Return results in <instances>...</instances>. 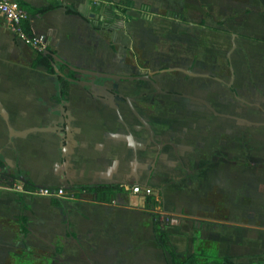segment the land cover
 I'll return each instance as SVG.
<instances>
[{
  "label": "crops",
  "instance_id": "obj_1",
  "mask_svg": "<svg viewBox=\"0 0 264 264\" xmlns=\"http://www.w3.org/2000/svg\"><path fill=\"white\" fill-rule=\"evenodd\" d=\"M63 1L88 16V0ZM130 1L133 8L126 13L127 22H114L98 32L82 19L65 15L61 8L28 17V21L33 35L41 36L59 61L69 67L127 76L166 65L167 55L161 54L160 47L166 30L171 33L169 26L182 23L174 21V14L164 8L165 0ZM19 2L34 8L46 5L44 0ZM143 5L148 8L149 19L140 16ZM205 32L208 34L204 36L214 35ZM133 50L137 63L130 56ZM34 53L16 41L0 21V173L37 188H62L68 196L76 192L72 189L75 185H117L124 191L109 204L93 202L81 193L80 201L67 203V210L62 212L43 198L23 195L20 199L19 184L0 189V264H5L7 257L11 264H19L23 244L35 248L34 237L45 240L44 236L64 220L71 225L65 224L70 232L64 228L63 238L65 233L71 240L66 239L67 243L72 242L91 262L99 242L92 235L100 231L101 223L107 221L110 226L108 217L112 214L125 220L132 216L129 206L137 195L128 190L130 187L159 189L162 205L170 202L165 189L176 187L174 206L189 209L193 205L182 187L209 183L205 176L213 172L214 165L222 170L223 163L229 164L225 148L210 153L194 148L196 139L206 137L207 131L224 129L219 125L223 123L214 127L213 115L223 110L230 93L216 83L202 80L188 85L176 74L160 75L156 82L163 93L149 94L146 84L75 74L74 82H68L61 96L52 76L41 66L30 67ZM170 115L177 120L173 131L164 132L166 126L159 130L165 121L162 119ZM156 120L152 128L150 123ZM225 129L228 136L230 121ZM171 145L175 156L166 147ZM156 147L161 151L153 163ZM143 202L142 197L136 198V210L143 208ZM104 211H109L108 216ZM22 217L24 236L20 234ZM81 222L83 227H78ZM63 252L69 254V248L65 246Z\"/></svg>",
  "mask_w": 264,
  "mask_h": 264
},
{
  "label": "rangeland",
  "instance_id": "obj_2",
  "mask_svg": "<svg viewBox=\"0 0 264 264\" xmlns=\"http://www.w3.org/2000/svg\"><path fill=\"white\" fill-rule=\"evenodd\" d=\"M164 8L176 16L178 12L182 13L180 16L184 21L182 26H169L171 33L166 30L160 46L161 53L167 55L165 67L172 68L177 63L184 65L190 57L202 55L198 67L223 68L232 41L233 64L243 72L239 79L243 81L247 96L243 118L250 122L249 113L261 107V120L252 121L250 125L244 123L239 129L230 123L228 136H214V147H225L229 164L223 163L222 170L214 165L213 172L209 171L205 176L209 183L182 187L193 207L174 206L176 187L168 186L165 195L170 202L161 206L160 219L140 212L144 211L142 208L136 210L139 196H135L129 206L133 209L132 216L126 220L118 214L109 215L110 226L103 221L100 231L92 233V238L99 242L95 244L90 264H164L153 231L159 222L179 258L192 252L197 256L196 264H223V259L234 264L263 263L264 0H165ZM200 21L202 27L198 26ZM204 27H213L224 34L204 36L208 34ZM174 74L168 73L172 77ZM236 82L238 84V78ZM157 120L150 123L152 128ZM169 120L172 122L173 115ZM252 123L258 126L253 127ZM150 190V196L158 192L155 188ZM64 206L67 210L66 204ZM104 212L108 216L109 211ZM67 223L71 225L67 220L58 223L49 235L44 236L45 240L34 237L35 248L23 244L19 264H85L81 252L72 242L67 243L69 237L65 233L63 238L64 228L70 232L65 226ZM83 224L81 222L78 227ZM65 246L69 248V254L63 252ZM5 262L11 264L8 257Z\"/></svg>",
  "mask_w": 264,
  "mask_h": 264
},
{
  "label": "trees",
  "instance_id": "obj_3",
  "mask_svg": "<svg viewBox=\"0 0 264 264\" xmlns=\"http://www.w3.org/2000/svg\"><path fill=\"white\" fill-rule=\"evenodd\" d=\"M46 5L44 7L34 8L29 5L18 3L19 7L23 9L27 15V18L21 22V29L23 33L28 36L32 37L33 33L31 31L28 17L32 16H42L49 11L61 8L65 15L75 16L83 21H85L94 32H98L100 30H107L114 22H127L129 18L127 17L126 13L133 8V3L130 0H88L87 1V12L91 14L92 17L84 16L79 14L76 9L68 3H65L63 0H44ZM141 18H150L151 15L148 12V8L146 6H141L140 9ZM172 15V13H171ZM175 17L173 19L179 20L180 22L184 23L181 20L179 15H173ZM200 26V25H199ZM215 30V29H213ZM43 51L47 52V54H43ZM43 51H34V58L30 63V67L34 68L35 66H41L46 74L53 77L55 84L58 85L61 96L66 93V86L68 84V79L73 80V74L69 68V66L62 62H54L53 57L55 56V52L48 48L47 46L44 48ZM55 65L58 72L61 76H57L54 73L53 66ZM17 184L20 185L21 192H18V196L21 199L23 195H27L28 193L38 189L34 187L32 184L25 180H18L12 175L0 173V189H12ZM75 193H71L73 197H78L81 193H85L90 196V200L97 203L102 204H109L115 197L116 194L122 193L124 190L122 187L117 185H94V186H81L75 185L72 187ZM49 204L53 207L60 208L63 212L65 211L64 202L58 198H50ZM143 207L145 210L158 211L160 212L161 209V200L160 196L157 193L155 196H145ZM26 207L23 205L22 209ZM151 217H155L160 219V214L151 213ZM21 230L20 234L24 236L26 234L25 230V218H21ZM157 247L161 251V254L164 258L165 264H196L197 256L195 253H190L184 258H179V256L175 253L173 248L170 246L167 240V233L164 231V226L161 222L156 223L153 228ZM223 264H234L225 261L223 259ZM254 264H264L263 263H254Z\"/></svg>",
  "mask_w": 264,
  "mask_h": 264
},
{
  "label": "flooded vegetation",
  "instance_id": "obj_4",
  "mask_svg": "<svg viewBox=\"0 0 264 264\" xmlns=\"http://www.w3.org/2000/svg\"><path fill=\"white\" fill-rule=\"evenodd\" d=\"M167 20H169V19H167ZM181 20L183 21V19H181ZM174 21L182 23L176 19H174ZM182 24H184V23H182ZM199 25L202 27L203 23L199 22L198 26ZM204 29L208 30L209 32H211L213 34L214 33H218L220 35L224 34L220 30H217V29L213 30L214 29L213 27H204ZM231 37H234V35H231ZM233 48H234V44L232 41H230V49H229L228 53H226V55H225V60H224L225 66L223 68L221 67V68L214 69V67L211 65L206 69L198 67L200 65V61H199L200 59L192 56L189 58L188 62L184 65H183V63H177V65L175 67H172V68L171 67H165V65H163L161 67L153 69L152 71L145 69L146 71L143 73L142 72H134L131 75H127V76L113 75V76L124 77V78H128V79H121V80L111 79V80L112 81L113 80L114 81H131V82H134L136 84H143V85L146 84L147 86H149L148 87L149 88L148 93L149 94H156V92L157 93H163V91L158 89L159 84H158V82H156V81H158L157 77L160 75H168V73H175V74L179 75L183 79V82L187 83L188 85L193 84V83L195 85V82L198 84V82H200L202 80H207V81L216 83L217 85L228 90L230 93V95L228 97V98H230L229 102L226 100L225 104L222 107L223 110L218 111L217 113L215 112V115H213L214 116V124H215L214 127H218L219 123H223V124H219V125H221V126L223 125L224 129L214 131V132L213 131H207L206 137H199L194 142V148L195 149L207 150L208 153L213 152V151L216 152L217 150L224 149L225 147L215 148L214 147V142H215L214 136L215 137H217L218 135L223 136V137L227 136V130L225 129V127L227 126V121H230V123L234 124V127H236V129H239L241 127L243 128L244 123L249 124L252 121L256 122L258 119L261 120V117H260L261 116V112H260L261 107L258 108L259 112L258 111H252L249 113L248 117L251 118V120L249 119L250 122L244 120V118H243L242 113L246 110L245 107H246L247 103H246L245 99L247 98V96H245V87L242 86L243 81H241L239 79V77L243 74V72L238 70V67L233 64L234 58H235L234 54L233 55L231 54V52L233 51ZM132 52L133 53H131L130 56L137 63L138 59H137L136 51L133 50ZM163 53H161V54H163ZM214 71H215V73H214ZM75 74L76 73L73 74V77L75 76ZM102 74H104V73H102ZM108 75H110V74H108ZM82 76H84V75H82ZM130 78H132V80H130ZM237 78H238V84L239 85L236 82ZM71 81L74 82V80H71ZM151 90H152V92H151ZM242 92H243V94H241ZM148 93H145V94H148ZM145 94L143 93L142 96H146V97L150 96L151 97V95H145ZM164 94L168 95V96L169 95L170 96H176L174 93H170V92H164ZM257 113H258V118H256ZM169 119L170 118L162 119L165 121L162 124L160 123V128L158 126L159 130L162 131L164 126H166L167 130L165 128L164 132L169 133V132L173 131V126H176L175 124H176L177 120L173 118L172 122H170L171 120H169ZM208 120L210 122H212L210 120V118H208ZM252 124H253V127L258 126L257 123H252ZM212 132L214 133V135L212 134ZM149 137H151V136H148V138ZM148 141H150V138ZM168 141L174 142V139L169 138ZM164 142L167 143V141H164ZM154 147H152V149H154ZM166 147L170 148L169 150H170L171 154L173 156H175V151H173L174 147L172 145L166 146ZM155 150H156V152H155L156 154L154 155L153 163H155L157 158H159V153L161 151V150H159V147H156ZM228 158H229V155H228ZM150 171L151 170H149V172ZM146 184L147 183H145V185ZM137 186H139L140 188H146L143 185H137ZM157 190H158V192H156V194L157 193L159 194L160 200H161V192L159 189H157ZM150 192H151V190H150ZM137 196H139V195H137ZM147 196H150V194ZM140 197H142L144 199L145 196H140ZM78 198H79V196L78 197L72 196L71 200H65L63 198H58V199L65 202L64 204H67V203L74 202V201L75 202L80 201V200H78ZM43 199H45V198H43ZM49 199H46V200H49ZM161 206H162V202H161ZM55 208H57V207H55ZM64 208H65V206H64ZM142 209L144 211H140V212H145L148 214V216H151L150 214L154 213L153 211L151 212L150 210H145L144 207ZM65 211H66V208H65ZM155 214L161 215L160 212L155 213ZM82 259H83V261H85V264L91 263V262H88L84 256L82 257ZM163 261H164V258H163ZM164 264H165V262H164Z\"/></svg>",
  "mask_w": 264,
  "mask_h": 264
},
{
  "label": "built area",
  "instance_id": "obj_5",
  "mask_svg": "<svg viewBox=\"0 0 264 264\" xmlns=\"http://www.w3.org/2000/svg\"><path fill=\"white\" fill-rule=\"evenodd\" d=\"M27 18L23 9L18 5V0H0V21L8 28L14 39L21 42L23 45L31 47L34 51H43L46 47L45 41L41 36L32 37L26 36L21 29V22ZM129 191L134 195L147 196L150 194L149 188H140L134 185L129 188ZM21 192V188H20ZM37 198H63L71 200L72 196H68L62 188L40 187L27 194Z\"/></svg>",
  "mask_w": 264,
  "mask_h": 264
},
{
  "label": "water",
  "instance_id": "obj_6",
  "mask_svg": "<svg viewBox=\"0 0 264 264\" xmlns=\"http://www.w3.org/2000/svg\"><path fill=\"white\" fill-rule=\"evenodd\" d=\"M89 17H92L91 14H88ZM43 54H47V52L43 51ZM54 62H59V59L54 56L53 58ZM53 66V70L54 73L57 76H61V74L58 72L57 68L55 67L54 64H52ZM71 71H73L76 74H80V75H84V76H88V77H94V78H101V79H115V80H121V79H128V78H124V77H117V76H113V75H108V74H102V73H96V72H91V71H85V70H81V69H77L74 67H69ZM130 80H132V78H130ZM69 82H72L70 79H68Z\"/></svg>",
  "mask_w": 264,
  "mask_h": 264
}]
</instances>
